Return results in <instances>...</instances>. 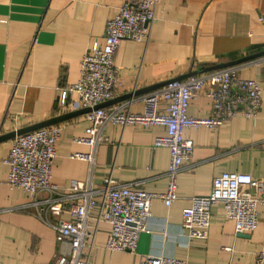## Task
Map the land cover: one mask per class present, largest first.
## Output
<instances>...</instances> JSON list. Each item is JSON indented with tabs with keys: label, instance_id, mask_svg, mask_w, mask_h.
Here are the masks:
<instances>
[{
	"label": "crops",
	"instance_id": "crops-1",
	"mask_svg": "<svg viewBox=\"0 0 264 264\" xmlns=\"http://www.w3.org/2000/svg\"><path fill=\"white\" fill-rule=\"evenodd\" d=\"M123 1L0 0V136L81 110L71 105L73 95L60 106V93L77 81L84 50L103 43L105 22ZM154 17L146 43L118 44L113 65L119 86L103 109L129 102L122 97L134 91L264 51V0H157ZM239 65V77L255 79L260 89L257 115H236L216 129H186L184 137L193 150L175 177L174 201L166 208L158 198L151 200L148 233L139 235L133 253L106 251L108 226L100 223L88 264H138L146 257H171L186 264H252L264 238L263 207H257V225L249 234H234L219 203L210 208L205 242L187 240L180 228L181 210L192 197L206 196L215 176L232 172L264 177V56ZM143 95L130 99V113L143 112ZM209 106L199 96L189 101L186 114L203 118ZM83 117L54 124L61 127L51 167V182L58 187L86 179V164L68 158L87 151L71 142L84 135L88 123ZM162 134L161 128L106 126V140L96 151L93 185L109 179L114 185L165 193L168 151L152 147L153 137ZM10 143L0 142V263L49 264L55 250L53 230L22 210L29 201L25 193L5 184L7 166L2 161Z\"/></svg>",
	"mask_w": 264,
	"mask_h": 264
},
{
	"label": "built area",
	"instance_id": "built-area-1",
	"mask_svg": "<svg viewBox=\"0 0 264 264\" xmlns=\"http://www.w3.org/2000/svg\"><path fill=\"white\" fill-rule=\"evenodd\" d=\"M157 0H124L104 25L103 43L86 47L79 60L77 81L61 91L60 106L71 104L90 109L84 114L88 123L84 135L72 143L87 147L85 153H73L69 159L87 166L83 182L70 181L65 187L51 182L55 143L61 127L51 125L11 139L6 158L5 184L8 190H19L29 201L22 210L36 217L54 232L55 250L49 264H88L93 240L100 223L108 226L104 249L110 253H133L140 234L148 233L150 203L158 198L167 208L175 196V177L191 157L193 144L184 137L186 129H216L236 115L252 118L260 109V89L255 79L239 77L241 65L174 80L139 98L141 114L130 113L131 100L113 108L94 107L110 100L119 86L118 69L113 55L123 40L146 43L153 22ZM203 96L209 100V112L203 118L186 114L189 101ZM108 125L131 126L140 130L163 129L152 139V147L168 151L167 180L163 194L134 189V185H114L105 179L100 186L92 183L97 148L106 140ZM219 203L224 220L233 226L235 235L252 233L257 225V207L264 208V177L223 172L215 176L209 192L192 197L181 210L180 228L189 241L205 242L210 208ZM60 215H67L62 220ZM1 264V263H0ZM138 264H186L171 257H146ZM252 264H264V238L254 254Z\"/></svg>",
	"mask_w": 264,
	"mask_h": 264
},
{
	"label": "water",
	"instance_id": "water-1",
	"mask_svg": "<svg viewBox=\"0 0 264 264\" xmlns=\"http://www.w3.org/2000/svg\"><path fill=\"white\" fill-rule=\"evenodd\" d=\"M262 56H264V51L256 53V54H253V55H250V56H247V57H244V58L239 59V60H235V61L226 63V64H222V65H217V66L211 67L210 69L206 70L205 72H210V71H214V70H218V69H222V68H226V67H230V66L239 65L241 63L248 62V61L254 60L256 58L262 57ZM205 72H202V73H205ZM192 75H196V74L192 73V74H190V75H188V76H186V77H184L182 79H172V80L166 81L165 83L153 85V86H150V87L144 89L143 91H134L132 93H129V94L123 96L122 100H130V99H132V97H135V96H137L139 94H142L144 92H145V94H147V93H149L151 91H154V90L164 86L166 83H168L170 81L183 80V79H185V78H187L189 76H192ZM104 105H105V103H102V104L94 107V109L102 108ZM89 110L90 109H81L79 111L66 113V114L54 117L52 119H48V120L40 122V123H36V124L30 125V126H27V127H23V128L17 129L15 131L9 132V133H7L5 135H1L0 136V142L1 141H5V140H10V139L14 138L15 136H19V135H22V134H25V133H28V132H32V131H35V130L40 129V128H44V127H48V126L54 125L56 123L62 122L64 120L68 119V118H71V117H74V116H77V115H80V114H85V113L89 112Z\"/></svg>",
	"mask_w": 264,
	"mask_h": 264
}]
</instances>
